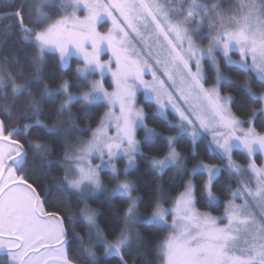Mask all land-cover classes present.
<instances>
[{"label": "snow or ice", "instance_id": "obj_1", "mask_svg": "<svg viewBox=\"0 0 264 264\" xmlns=\"http://www.w3.org/2000/svg\"><path fill=\"white\" fill-rule=\"evenodd\" d=\"M14 6V12L0 9V17L11 21L0 40V99L5 101L0 107L4 117L0 119V264H76L72 244L86 245L85 237L75 232L79 220L91 241L76 249L85 264L111 258L127 264L125 257L138 253L144 243L135 231L138 224L168 231L157 245V259L163 264H264V164L255 160L257 152L264 154V131L256 124L259 113V128L264 129V0H238L229 7L210 6L205 0H17ZM80 10L86 13L83 18ZM53 11L63 15L52 21ZM14 33L19 38L9 44ZM205 39L207 45L201 43ZM17 43L32 49L24 56L30 75H25ZM49 51L58 54L61 65L73 54L81 60L76 83L87 89L79 93L86 115L97 100L107 106L88 140L69 144L66 137L57 136L64 147L58 160L51 158L49 146L39 143L40 132L35 140L29 139L32 129L46 134L81 130L74 123L65 129L64 117L74 115L72 81L63 80L56 87L44 83ZM102 54L109 59L103 60ZM232 68L246 74L242 83L225 71ZM96 72L101 79L88 80ZM105 73L112 78V91L102 82ZM253 82L260 92L253 90ZM225 85L242 92L241 112L248 114L247 119L233 111L236 98L224 92ZM138 88L154 105L151 114L137 107ZM46 98L52 103L47 112ZM150 115L161 119L162 130L149 126ZM42 116L53 117L55 123H44ZM138 129L144 133L139 139ZM172 130L174 134H166ZM180 138L187 139V153L179 150ZM200 138L208 143L205 156L196 159ZM234 149L248 158L246 165L234 160ZM138 154L146 161V170L158 178L171 168L178 186L187 175L183 190L169 198L157 185L155 198L133 195L138 181L127 176L136 168ZM120 158L126 161L123 180L117 167ZM189 158L196 159L190 169ZM210 158L221 162L207 163ZM55 167L62 169L63 177L51 175ZM104 170L114 183L106 197L109 205L115 196L126 203L116 221L123 226L109 233L97 223L99 209L87 203L105 191ZM222 170L227 171L228 182L217 189L215 180ZM193 173L204 176L199 190L209 204L218 201L217 191L230 196L223 218L196 208ZM45 177L48 181L42 186ZM73 197L83 205L75 212ZM96 245L103 248L101 256L94 251Z\"/></svg>", "mask_w": 264, "mask_h": 264}, {"label": "trees", "instance_id": "obj_2", "mask_svg": "<svg viewBox=\"0 0 264 264\" xmlns=\"http://www.w3.org/2000/svg\"><path fill=\"white\" fill-rule=\"evenodd\" d=\"M59 0H57L58 2ZM210 1L209 5L215 4V2L218 3V0H208ZM17 0H0V9H3L4 11L7 12H14L16 10L15 4ZM219 4L221 7H229L234 5L235 3L232 0H223L219 1ZM60 15L59 12L53 11L52 13V19H55ZM11 23L10 20L0 18V40L3 39V34H2V29L4 28L5 25H9ZM15 38L18 40L19 34L14 33L12 37L9 38L8 43H12V39ZM7 44H4L3 47H7ZM17 47L20 48V57H21V62L27 66V61L24 60V56L26 54L30 55L32 54V49L30 46L27 44H20L17 43ZM77 62V60H73L71 66L67 69H62L60 66L59 58L56 54L54 53H46V62L43 68V74H44V83L49 85L50 87H56L59 85L64 79L68 78L72 81V91H80L82 90V87L78 86L76 83V73L74 70V65ZM226 72H228L234 79L237 80L238 83H242L244 79L246 78V74L243 72L237 73V70L235 68L232 69H225ZM31 70H28L26 67L25 75H30ZM211 75V72H209ZM82 84V83H81ZM42 87V86H41ZM253 90L256 92H260L261 88L257 82H253ZM224 92H231L233 96L236 98L234 105H233V111H235L238 115H240L242 118L247 119V113L244 112L242 114L241 112V102L243 100V94L241 91L230 87L229 85H225L224 87ZM57 99H60V97H57ZM48 102L45 103L44 105V110L47 112L51 107V98H46ZM5 101L3 99H0V107L3 106ZM153 104L147 102L145 104V108L147 112L151 114ZM250 106L252 107H259V104L252 103ZM72 108L76 113V122L79 125H83L87 127V130L82 132V135L88 136L90 133V130L93 129L99 122L100 117L103 116L105 113L107 106L103 102H97L94 103L93 105L90 106L89 108V113H85L83 109L80 108V103L79 101H76L72 104ZM3 114L0 113V119H3ZM41 119L44 121L46 124H53L55 123V120L53 117L50 116H42ZM262 119L261 115L258 113L257 118H256V124L257 128L260 131H264V129L259 128L260 120ZM13 123L9 124V127H12ZM25 123V121H20V124L22 125ZM147 123L151 127H157L158 129H163V125L161 123V119L159 117L153 119L150 115ZM65 129L68 128V125H65ZM90 126V127H89ZM33 135L29 137L30 140H35L36 139V133L40 132V135L43 137V139L39 140V143L45 144L49 146L51 149V158L53 160H58L64 155V147L62 146V143L57 139V136H63L66 137V142L71 144V139H67L70 134H72V131L69 133V131H64L62 130L60 133L57 134H46L45 132L41 131L40 129H32ZM174 130L167 132L166 134H173ZM144 133L143 130L141 129L139 132V137H143ZM187 143L186 138H180V143H179V150H183L186 153L188 152V149L185 147ZM199 153L200 155L196 157V159H200L201 157L205 156V147L207 145L206 142L204 141H199ZM240 158H244V155L241 153H237ZM29 158H31V152L29 153ZM196 159H187L186 163L187 165H193L196 163ZM257 160L260 161V159L257 157ZM207 163H213V164H219L221 161L217 158H210L206 159ZM39 163V162H37ZM146 161L138 155V165L136 168L131 172L132 177L135 179V181H138L137 185V191H134L136 195H151L153 198L159 195V193L156 191L157 185H160L164 189V194L171 198L173 196H176L178 192L183 190V181H186L187 175L183 177V181L179 183L177 186L175 184V181L172 179L173 178V171L171 168L165 170L162 178H158L156 173L147 171L145 168ZM64 172L60 167H55L51 169V175L52 176H59L62 177ZM194 181L195 184L197 185V189L195 190V195H196V205L199 209H212L213 211H220L222 209V205L219 203L218 207H212L210 204L207 202V199L205 198V195L202 193V191L199 190V186L202 185L204 176L200 173H196L194 176ZM48 181V178H42L40 180L41 185L43 186L46 184ZM225 182H228V173L226 170H222L221 173L219 174L218 178L215 180V183L217 185V189L219 186ZM170 183L172 186L170 187ZM232 187H235V182H231ZM41 192H43V187L40 189ZM216 195L220 198L222 201L223 199H227L229 195H225L219 191L216 192ZM107 195H99L92 197L88 200L89 204L92 206H95L99 209L98 215H97V222L98 225L106 232L109 233L112 228H116L117 230L122 227V224L116 223L118 218L122 216L123 210L126 207L125 199L121 196H115L111 200V204L109 205L108 200L106 199ZM75 198L73 197V206H72V211H78L79 207L82 206V204H76ZM111 209V211H110ZM49 211H53L54 209L49 208ZM140 212L145 214V209L141 205L140 206ZM109 215H111V222L108 220ZM75 232L81 236H84L85 238L87 237V231L84 226V221L79 220L76 223L75 226ZM139 233L141 236V239L144 241L143 244L139 245V252L138 253H132L129 256H126L125 258L127 259V264H159L162 262V260L157 259L159 252L157 245L158 243L165 237L166 235V230L159 229L155 226H149L146 224H141L139 225ZM109 239L112 238L111 235L108 236ZM88 243V242H87ZM78 247H83L79 245L78 242H74L72 244V251L73 254L78 256V259L76 261V264H85V258L84 257H79V254L76 253V249ZM134 248L137 247V245L133 246ZM98 250V249H97ZM102 264H117V260L114 258L111 259H106L102 261Z\"/></svg>", "mask_w": 264, "mask_h": 264}, {"label": "rangeland", "instance_id": "obj_3", "mask_svg": "<svg viewBox=\"0 0 264 264\" xmlns=\"http://www.w3.org/2000/svg\"><path fill=\"white\" fill-rule=\"evenodd\" d=\"M219 1H220V0H218V3H219ZM221 1H223V0H221ZM232 1H233L235 4L238 3V0H232ZM205 2H207L208 4L210 3V1H208V0H205ZM57 3H59V1H58ZM215 3H217V2H215ZM210 6H211V4H210ZM69 11H71V9H69ZM59 13H60V15H59L58 17H56L55 19H52V21H55V20L59 19L60 16L63 15L62 12H59ZM78 15L80 16V18H83V17L86 15V13H85L83 10H80V11H78ZM52 21H50V22H52ZM108 26H110V23H108V24H103V26L101 27V31H105V30L107 29ZM201 43H202L203 45H207L208 41L205 39V40H203ZM70 50H71V49H70ZM47 53H54V54H56V55L58 56V54L55 53L54 51H49V52H47ZM58 58H59V56H58ZM102 59H103V60H108V59H109V55H107V54H102ZM233 59H238V55H235V54H234V55H233ZM73 60H77V62H76L75 65H74V70H75V73H76V69H77L78 67H82V62H81V60H80L75 54L69 56V57L67 58V60H66V62H65L64 65H61V64H60L61 68L64 69V70L67 69V68H69V67L71 66ZM113 67H114V65H113ZM145 78L148 79V80H151V75H146ZM93 79H101L100 74H99L98 72H96V73H94V74H92V75H90V76L88 77V80H93ZM64 80H69V81H71V80L68 79V78H66V79H64ZM76 80H77V74H76ZM79 80H80V83H82V84L85 82V81L83 80V78H79ZM102 82H103L104 87L106 88V90H108V91H112V90H113V81H112V78H111V76H110L109 74L105 73V75H104V77H103V79H102ZM86 90H87V89H86V88H83V87H82V90H80V91H72V90H71V91L76 95V98L72 101V104H73L74 102H76V101H79V93L82 92V91H86ZM257 93H258V92H257ZM60 99H62V98L60 97ZM97 102H103V103H105L102 99H101V100H97V101H95L94 103H97ZM147 102L151 103L150 101L146 100L143 88H138V89H137V107L144 108L145 111H147L146 108H145V104H146ZM94 103H93V104H94ZM93 104H92V105H93ZM71 110H72V112L74 113V115H73L71 118H69V117H67V116L64 117V123H65V125H69V124H73V123H74V125H75L76 127H78L79 129H81L80 131H72V134H70V136H71V141H72L71 144H76L78 140H85V141L88 140V139L91 137V130H90V133H89L88 136H84V135H82V132L86 131V130H87V127H86V126H83V125H79V124L76 122V119H75V118H76V113H75V111L73 110V108H71ZM106 111H107V109H106ZM106 111H105V112H106ZM116 111H118V109H116ZM172 118H173V116H172V114H171V112H170L169 119H172ZM241 118H242V117H241ZM242 119H245V118H242ZM96 126H97V125H96ZM96 126H95L93 129H95ZM65 127H66V126H65ZM150 127H151V126H150ZM140 130H141V129H138V132H137V138H138V139L140 138V137L138 136ZM70 132H71V131L69 130V133H70ZM173 134H174V133H173ZM168 135H171V134H168ZM199 141H204V142L208 143L207 139H203V138H200V139L198 140V142H199ZM238 152L241 153L239 149H234V150H233V158H234V160H235L238 164L246 165V164L248 163V158L245 157V156H244L243 159L240 158L241 156H239V155L237 154ZM138 155H139V154H138ZM138 155H137V161H138ZM257 157L260 159V161L257 160ZM255 160H256V163H257L258 165H262V164H264V154H261V153L257 152L256 155H255ZM93 163H99V161L94 159V160H93ZM125 163H126V161H125L123 158H120V159H118V161H117V167L121 170V175H120V179H121V180L125 179L124 175L122 174V173H123L124 166H125ZM137 165H138V163H137ZM187 166H188L189 169L192 167V165H190V166L187 165ZM134 169H135V168H133V169L130 170V172H129L128 176H127V179L135 181V179H134V178L132 177V175H131V172H132ZM166 170H167V169H166ZM195 174H196V173H193V174H192V178H193V176H194ZM63 175H64V174H63ZM218 176H219V175H218ZM62 177H63V176H62ZM188 178H189V177H187V179H188ZM101 179H102V181H103L104 184H105V191L98 192V193H96L95 195H93L92 197L99 196V195H102V194L107 195L108 191H110V190L114 187V183H110V182H109V173H108L107 170L102 171V173H101ZM187 179H186V180H187ZM193 180H194V178H193ZM194 183H195V181H194ZM235 187H236V184H235ZM235 187H234V188H235ZM133 195H136V194L133 192ZM195 196H196V195H195ZM92 197H90V198H92ZM173 197H175V196H173ZM205 198H206V196H205ZM229 198H230V196H229L227 199H223L222 201H221L220 198H219L217 202L210 204V206H212V207H218V205H219V203H220V204L222 205V207H223L222 209H220V211H213L212 209H199V208L197 207V205H196V208H197L200 212H208V213H210L212 216H217V217H221V218H223L224 204L229 200ZM206 199H207V198H206ZM240 202H241L240 200H237V203H240ZM87 203L89 204L88 201H87ZM89 206L92 207V208L98 209L97 207L92 206L91 204H89ZM81 207H83V205H82ZM163 207H165V208H171V207H172V204H171V203H163ZM79 208H80V207H79ZM78 210H79V209H78ZM140 214H141V215H144V214L141 213V212H140ZM97 215H98V214H97ZM168 219H169V223H171V217H169ZM223 222L226 223V221H223ZM97 223H98V222H97ZM139 225H141V224H138V225L136 226V228H135V231H136V232H139ZM168 235H169V233H168V231L166 230V235H165V237H167ZM165 237H164V238H163L158 244L162 243V242L164 241ZM85 240H86V245H84V246H87V244H90V243H91V241H88V237H86ZM87 242H88V243H87ZM84 246H83V247H84ZM133 246H134V245H133ZM97 249H98V250H97ZM94 251L96 252V255H97V256H101V255L103 254V248L100 247L99 245L94 246ZM157 252H159V250H158ZM159 264H163V262H160Z\"/></svg>", "mask_w": 264, "mask_h": 264}, {"label": "water", "instance_id": "obj_4", "mask_svg": "<svg viewBox=\"0 0 264 264\" xmlns=\"http://www.w3.org/2000/svg\"><path fill=\"white\" fill-rule=\"evenodd\" d=\"M0 18H2V17H0Z\"/></svg>", "mask_w": 264, "mask_h": 264}]
</instances>
